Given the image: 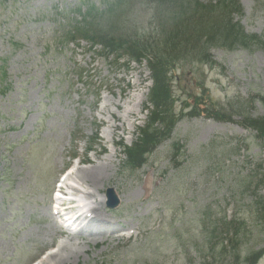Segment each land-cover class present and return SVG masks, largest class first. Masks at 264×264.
I'll return each instance as SVG.
<instances>
[{"label": "rangeland", "instance_id": "obj_1", "mask_svg": "<svg viewBox=\"0 0 264 264\" xmlns=\"http://www.w3.org/2000/svg\"><path fill=\"white\" fill-rule=\"evenodd\" d=\"M238 1L244 14L235 20L264 40V0ZM172 12L165 8L158 19L144 0L116 7L108 0H0V264H57L59 250L71 251L64 264H203L209 241L202 230L213 223L204 214L238 218L239 264L264 247V215L249 180L259 165L264 172V146L239 117L231 123L208 115L228 101L264 96V52L213 47L211 63L177 65L172 96L183 118L170 139L139 170L128 169L117 148L134 142L147 121L151 72L127 58L99 57L103 46L94 50L87 39H147L171 25ZM193 97L200 101L189 106ZM247 109L264 116L258 100ZM97 165L107 168L103 181L84 184V171ZM71 167L70 183L91 193L85 203L94 209L92 230L80 237L51 217L57 184ZM110 189L117 209L106 205Z\"/></svg>", "mask_w": 264, "mask_h": 264}, {"label": "trees", "instance_id": "obj_2", "mask_svg": "<svg viewBox=\"0 0 264 264\" xmlns=\"http://www.w3.org/2000/svg\"><path fill=\"white\" fill-rule=\"evenodd\" d=\"M111 7L120 4V0H108ZM147 5L151 4L156 11V16L161 14L165 8L173 11L171 25L166 28H156V33L150 38L128 37L125 35L103 34L89 39L92 43L101 44L104 47L106 58L117 57V61L128 54L130 59L137 62L146 61L152 72L153 88L149 96L154 110L151 111L147 126L142 129L138 141L133 148L127 149L126 166L130 170L141 169L146 165L147 157L165 140L170 139L175 126L183 118L182 114L175 113V102L172 96L171 72L177 65L190 66L191 62L207 64L212 62L210 50L213 47L224 48L227 51L246 49L249 51L260 50L264 52V40L259 35L247 34L244 26L237 22L236 17L244 14L241 2L238 0H144ZM89 16H90V10ZM191 13V16L187 15ZM154 35V36H153ZM95 35L94 37H96ZM132 39V40H125ZM194 98V97H193ZM258 100L264 106V97L258 96L249 101H240L222 105L219 109L208 111L209 117L221 122L231 121L234 117L241 118V126L251 129L257 133L256 138L264 142V116L254 117L248 111V107H254ZM200 99H196V103ZM199 103V102H198ZM189 106H192L189 104ZM204 112V111H203ZM206 112V111H205ZM264 184V181H259ZM260 184V186H261ZM259 186V188H260ZM258 188V187H256ZM259 188L257 192L259 191ZM245 190L247 188L244 187ZM264 197L259 195L253 204L263 208ZM258 214V212H257ZM209 217L202 216L203 222ZM212 223L209 229H204L207 242L214 247L210 248L208 254L214 262L225 261L232 258L239 264L241 257L238 255L241 240L244 236L240 231V221H224L226 230L219 231L216 224ZM220 223V222H219ZM232 223V224H231ZM228 241V249L224 243ZM218 246V247H216ZM264 256V248L244 257L242 264H258ZM244 262V263H243Z\"/></svg>", "mask_w": 264, "mask_h": 264}, {"label": "bare ground", "instance_id": "obj_3", "mask_svg": "<svg viewBox=\"0 0 264 264\" xmlns=\"http://www.w3.org/2000/svg\"><path fill=\"white\" fill-rule=\"evenodd\" d=\"M129 114H134V113H133L132 110H130ZM106 170H107V168L105 166H98L97 165L91 170L84 171V173H83L84 184L91 183V184H94L97 187V183H100V182L103 181L102 179H103V176H104ZM78 175H79V173L76 176L78 177ZM69 180L70 179L68 178L65 181V183H64V189L68 193L67 195L77 196L78 194H83V195L86 194L87 197H89L91 195L90 192H87L85 190L83 191V190H81L80 187L71 186L69 184ZM101 202H104V201H101ZM98 204L100 205V203H98ZM93 211H94V209H91V208L88 207V211H86L84 213V215L86 213L90 214ZM85 219H87V217H85ZM87 227L91 228V230H92V226H87ZM81 230H82V228H81ZM80 234L83 235L84 233L82 234V232H81ZM93 234H94V232H92V235ZM78 237H80V236H78ZM71 241H72V239H71ZM74 241L77 242L78 239H76ZM62 251L63 250L57 251L56 254L53 257V260H57V264H64L66 262V260L69 259L70 255H71V251H69L68 253L66 252L65 254H63ZM46 263H44V264H46ZM53 264H54V262H53Z\"/></svg>", "mask_w": 264, "mask_h": 264}, {"label": "water", "instance_id": "obj_4", "mask_svg": "<svg viewBox=\"0 0 264 264\" xmlns=\"http://www.w3.org/2000/svg\"><path fill=\"white\" fill-rule=\"evenodd\" d=\"M108 195H109V206L111 208H117L120 204V200L117 197V194L115 193V191L110 189L108 191Z\"/></svg>", "mask_w": 264, "mask_h": 264}]
</instances>
